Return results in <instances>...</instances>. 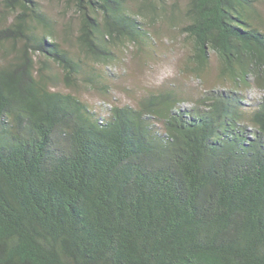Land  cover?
Wrapping results in <instances>:
<instances>
[{
    "label": "trees",
    "instance_id": "obj_1",
    "mask_svg": "<svg viewBox=\"0 0 264 264\" xmlns=\"http://www.w3.org/2000/svg\"><path fill=\"white\" fill-rule=\"evenodd\" d=\"M68 1L75 36L41 0H3L0 264H264V0ZM160 18L203 83L218 58L219 87L82 99Z\"/></svg>",
    "mask_w": 264,
    "mask_h": 264
},
{
    "label": "rangeland",
    "instance_id": "obj_2",
    "mask_svg": "<svg viewBox=\"0 0 264 264\" xmlns=\"http://www.w3.org/2000/svg\"><path fill=\"white\" fill-rule=\"evenodd\" d=\"M169 8L178 2L180 7L186 8L189 0H166ZM45 10L56 19L58 27L65 28L71 24L73 36L77 35L81 27V18L77 12L76 5L68 0H41ZM133 4L134 2L131 1ZM130 4V3H129ZM264 11V3L261 4ZM6 11L3 0H0V16ZM11 20V19H10ZM148 29L151 27L147 26ZM157 28L162 29L160 36L155 35V41L146 44L145 47L135 46L127 51L115 49L117 60L108 65H101L99 68L105 75L109 84L110 93L101 89L81 88L78 90L82 99L90 106L96 108H107L110 104L137 105L139 100L148 93L159 92L168 87H178L185 94L191 96L182 105L192 106L193 98L200 97L207 89L219 87L215 83L217 74L218 58L212 55V70L209 75L211 84L203 83L200 79L184 69L185 61L190 52L189 46H185V36L179 28L175 32V40L170 38L168 33V22L162 18L158 20ZM181 28V26H180ZM151 31L154 33V29ZM59 89L71 91L63 86ZM250 102L257 101L263 97L262 92L252 89L249 92Z\"/></svg>",
    "mask_w": 264,
    "mask_h": 264
}]
</instances>
